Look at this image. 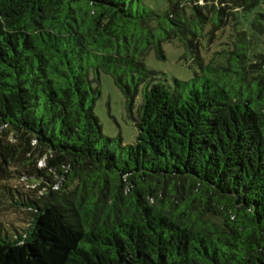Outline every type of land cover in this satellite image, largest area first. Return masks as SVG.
<instances>
[{"label":"trees","instance_id":"trees-1","mask_svg":"<svg viewBox=\"0 0 264 264\" xmlns=\"http://www.w3.org/2000/svg\"><path fill=\"white\" fill-rule=\"evenodd\" d=\"M205 1L0 0V264H264V13L206 47L264 0ZM171 41L173 86L145 62ZM102 72L142 92L132 144Z\"/></svg>","mask_w":264,"mask_h":264},{"label":"rangeland","instance_id":"rangeland-1","mask_svg":"<svg viewBox=\"0 0 264 264\" xmlns=\"http://www.w3.org/2000/svg\"><path fill=\"white\" fill-rule=\"evenodd\" d=\"M196 3L202 5L206 3V1L199 0V2ZM259 12L264 13V1L256 8L239 12L238 17L235 19L227 17L226 19H229V24L224 29V35H220L221 37L214 40V44L206 46L209 51L207 57L211 56L214 51L222 47L220 46L221 42L230 40L229 36L232 33L234 34L233 24L237 20H239V27L249 30L253 17ZM223 46L226 45L223 44ZM163 49L166 55L165 59L158 58L154 51L145 58L147 66L158 73L159 81L173 86L175 79L183 81L190 80L194 77L195 71H199L196 62H194L191 55H186L183 46L179 45L178 41L165 42L163 44ZM100 78L101 96L95 105V113L100 119L104 134L114 138L120 136L125 145L134 143L138 135L134 117L137 116L138 107L142 102L141 90L136 98L135 107L133 111L130 112L126 106L125 96L115 84L112 76L102 72ZM3 129L4 127H0V132ZM10 138L12 140L16 139L14 134H11ZM41 164L43 165L44 162L41 161ZM57 176L61 184L62 176L60 174H57ZM15 185L22 186L21 189L25 191L28 190L27 186H35L36 184L33 180H18L14 178L13 186ZM7 228L13 229L9 226Z\"/></svg>","mask_w":264,"mask_h":264}]
</instances>
